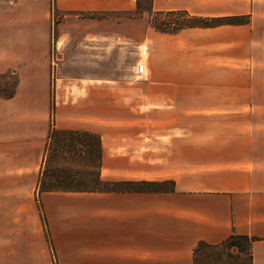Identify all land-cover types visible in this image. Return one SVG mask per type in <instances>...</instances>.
<instances>
[{"label": "crops", "instance_id": "0c3cea01", "mask_svg": "<svg viewBox=\"0 0 264 264\" xmlns=\"http://www.w3.org/2000/svg\"><path fill=\"white\" fill-rule=\"evenodd\" d=\"M175 12L209 23L150 21ZM123 41L135 61L102 75L101 43ZM53 44L68 53L49 90ZM8 70L0 264H194L198 241L232 232L264 264V0H0ZM51 127L96 134L103 179L161 187L37 194Z\"/></svg>", "mask_w": 264, "mask_h": 264}, {"label": "rangeland", "instance_id": "374dc122", "mask_svg": "<svg viewBox=\"0 0 264 264\" xmlns=\"http://www.w3.org/2000/svg\"><path fill=\"white\" fill-rule=\"evenodd\" d=\"M56 15L53 16V25L56 22ZM152 24L157 25L159 28H171L177 27L182 24L191 22L192 19L188 18L181 12L175 13H156L152 14L150 17ZM55 27V26H54ZM54 27L51 28L52 35L54 34ZM136 46L134 42H116V44H105L101 43L100 45V61H101V74H125L126 69L130 62L135 61L136 59ZM81 49L78 48L74 50V62L81 61L80 53ZM68 51L62 46L58 50L52 49V58L53 66H51L49 75V90H52L54 83V75L59 70V63L65 60ZM78 56H77V55ZM49 58H50V46H49ZM16 81V75L14 72L8 70L3 73H0V96L8 95L14 88ZM47 137V136H46ZM60 138H55L58 142V145H55L54 148L50 151L45 163L43 159V153L41 154L37 179L40 173V169L44 168V171L48 172V175L54 176L56 181L59 182H71L75 186H85L92 187L95 185L101 186L96 182L97 175V162H96V149L91 145L93 138L84 137V134L80 133H65L59 134ZM87 139L90 141L89 152L86 146L80 144L82 139ZM62 142V144H60ZM48 175L46 177H48ZM37 179L35 184V189H37ZM52 179V178H51ZM34 189V191H35ZM39 191L37 190V194ZM38 202V201H37ZM208 250V249H207ZM240 258L248 264L247 252H240ZM227 261V260H226ZM200 264H225L223 257L220 259H200Z\"/></svg>", "mask_w": 264, "mask_h": 264}, {"label": "trees", "instance_id": "16d2710c", "mask_svg": "<svg viewBox=\"0 0 264 264\" xmlns=\"http://www.w3.org/2000/svg\"><path fill=\"white\" fill-rule=\"evenodd\" d=\"M192 23L198 24H208V19H197ZM189 22V23H191ZM65 133H80L84 134V137L93 138L92 146L96 149V162H97V175L96 182L99 185L92 187L85 186H75L71 182H59L56 181L53 175L50 177L48 172L44 171V168L40 169V173L37 179V190H157L161 187L160 182L155 180H134V179H103L99 175L98 165H99V156H100V145L99 138L96 134H93L88 131L82 130H73V129H56L51 127L47 133V141L45 145V150L43 153L42 163L46 161L50 151L54 148L55 145H58V142L55 138H60L59 134ZM80 144L86 146L88 152L90 141L87 139H82ZM62 144V142H60ZM48 175V177H46ZM52 178V179H51ZM255 237L253 235H248L246 233H237L232 232L227 237L218 242H207L205 240H200L195 245L193 249V260L194 264H200V259H220L223 257L225 264H246L243 259L240 258V252H247V262L251 264V242ZM208 249V250H207ZM227 260V261H226Z\"/></svg>", "mask_w": 264, "mask_h": 264}, {"label": "built area", "instance_id": "2783aa9c", "mask_svg": "<svg viewBox=\"0 0 264 264\" xmlns=\"http://www.w3.org/2000/svg\"><path fill=\"white\" fill-rule=\"evenodd\" d=\"M52 49H53V46H51L50 48V64L53 65V58H52ZM146 66H145V63L143 61H137L136 64H135V72L140 75L144 72Z\"/></svg>", "mask_w": 264, "mask_h": 264}]
</instances>
